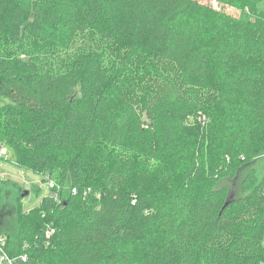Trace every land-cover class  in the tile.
I'll list each match as a JSON object with an SVG mask.
<instances>
[{"label": "trees", "instance_id": "trees-1", "mask_svg": "<svg viewBox=\"0 0 264 264\" xmlns=\"http://www.w3.org/2000/svg\"><path fill=\"white\" fill-rule=\"evenodd\" d=\"M241 8L0 0V145L55 184L0 218L13 264H264V0Z\"/></svg>", "mask_w": 264, "mask_h": 264}, {"label": "rangeland", "instance_id": "rangeland-1", "mask_svg": "<svg viewBox=\"0 0 264 264\" xmlns=\"http://www.w3.org/2000/svg\"><path fill=\"white\" fill-rule=\"evenodd\" d=\"M198 2L209 5L215 9L224 10L228 14L240 17L242 14V3L244 0H197ZM9 103L8 100L0 99V105H5ZM208 121V120H207ZM206 121V122H207ZM200 122V117L194 121L190 119V123L194 124ZM204 128L206 125H201ZM203 142V141H202ZM7 147V146H6ZM8 149V148H7ZM9 150V149H8ZM10 156L7 158H0V185L3 187H11V192L7 194L6 203L0 209V218L3 219L11 216L12 210L15 207L18 198L21 196V206L24 211H31L33 209L39 208L46 197L51 194L50 182L45 180L46 178L32 170L25 169L23 167H18L15 164V157L13 152L9 150ZM197 154L200 150L196 148ZM210 153V149H205L204 153ZM259 171L264 169V156H260L255 162ZM58 178V176H56ZM10 181L17 185L9 186ZM229 184L236 189V181L229 179ZM11 185V184H10ZM68 187V186H67ZM22 192H27L25 196H22ZM24 194V193H23ZM1 219V220H3ZM1 232V231H0Z\"/></svg>", "mask_w": 264, "mask_h": 264}, {"label": "built area", "instance_id": "built-area-1", "mask_svg": "<svg viewBox=\"0 0 264 264\" xmlns=\"http://www.w3.org/2000/svg\"><path fill=\"white\" fill-rule=\"evenodd\" d=\"M10 156V152L9 150L0 145V158H7ZM50 188L53 189L55 188V184L51 181L50 182ZM73 194H77V190L74 189L73 190ZM52 197H55V195H53ZM55 233V229L51 226L47 227L46 229V238L50 239L53 234ZM7 246V238L3 235H0V264H13L12 260L9 259V257L7 256V253L5 251ZM27 258L26 256L22 257V261H26Z\"/></svg>", "mask_w": 264, "mask_h": 264}, {"label": "water", "instance_id": "water-1", "mask_svg": "<svg viewBox=\"0 0 264 264\" xmlns=\"http://www.w3.org/2000/svg\"><path fill=\"white\" fill-rule=\"evenodd\" d=\"M27 192H24V194H22V196H25Z\"/></svg>", "mask_w": 264, "mask_h": 264}]
</instances>
